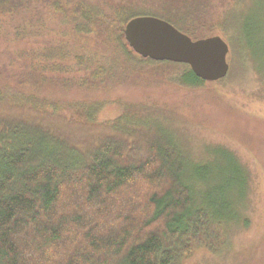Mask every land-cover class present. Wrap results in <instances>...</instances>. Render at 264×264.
Returning <instances> with one entry per match:
<instances>
[{
    "label": "trees",
    "instance_id": "16d2710c",
    "mask_svg": "<svg viewBox=\"0 0 264 264\" xmlns=\"http://www.w3.org/2000/svg\"><path fill=\"white\" fill-rule=\"evenodd\" d=\"M185 2L166 0L160 15L113 0H0V264H189L227 246L247 208L237 157L224 156L239 169L226 175L192 160L150 108L125 104L103 121L112 103L82 97L182 66L135 54L124 34L135 18L155 15L193 40L220 36H204L196 18L216 0ZM176 79L206 84L190 68Z\"/></svg>",
    "mask_w": 264,
    "mask_h": 264
},
{
    "label": "rangeland",
    "instance_id": "374dc122",
    "mask_svg": "<svg viewBox=\"0 0 264 264\" xmlns=\"http://www.w3.org/2000/svg\"><path fill=\"white\" fill-rule=\"evenodd\" d=\"M165 1L113 0V3L162 15L160 10ZM181 1L185 7L187 2ZM235 1L238 0H216L209 10L207 5L206 12L196 15L204 36L211 35L208 30H212V35L220 34L230 48V73L222 82L183 86L177 79L171 80L189 68L164 65L158 72H143L135 79L117 82L111 93L82 94L84 99L98 96L112 103L103 110V121L117 119L125 104L132 105L135 111L139 107L150 108L159 120L171 121L192 160L209 162L229 175L239 170L236 161L225 162L224 156L232 157L231 153L249 172L244 220L227 230L229 241L224 249L216 254L200 253L189 264H264V0H245L243 11L229 17L227 13L233 12L231 6ZM226 19L229 29L215 31ZM214 174L220 178V173ZM215 178L209 181L218 184Z\"/></svg>",
    "mask_w": 264,
    "mask_h": 264
},
{
    "label": "water",
    "instance_id": "95a60500",
    "mask_svg": "<svg viewBox=\"0 0 264 264\" xmlns=\"http://www.w3.org/2000/svg\"><path fill=\"white\" fill-rule=\"evenodd\" d=\"M124 34L130 48L142 59L187 65L204 82H219L230 72V49L220 36L194 41L169 22L155 17L131 20Z\"/></svg>",
    "mask_w": 264,
    "mask_h": 264
}]
</instances>
